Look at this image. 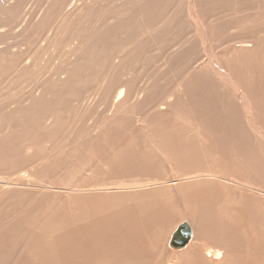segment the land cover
<instances>
[{
    "label": "rangeland",
    "instance_id": "374dc122",
    "mask_svg": "<svg viewBox=\"0 0 264 264\" xmlns=\"http://www.w3.org/2000/svg\"><path fill=\"white\" fill-rule=\"evenodd\" d=\"M114 1L115 0H110L109 2L114 5L117 3ZM211 1L214 2V0ZM253 1L254 0H246V2H250L249 4L256 7L257 0H255L254 3ZM231 3L232 1L226 0H215L214 3L211 2L212 5L209 3L211 5L208 11L210 12L209 18L213 13L214 18L211 20H217L219 24L223 23L224 26L227 24L229 26L231 25V28L234 26L235 28L233 27V29H236L237 23H239V25L244 24L243 21H241L242 23L238 21L233 23V21H235L233 18L236 17V13L232 11L234 1L232 5ZM102 4L103 2L101 0V4L98 3L96 4L97 6H94L95 11L93 12L92 10L94 15L97 14L99 11L98 8ZM41 5L42 3L37 0H23L22 6L14 11L13 17L16 15L15 22L18 24L22 20H31V30H33L36 26L33 21L36 15L41 11ZM179 6L181 8V5ZM251 10H249V12H251ZM93 14L88 15L92 17ZM168 14L170 13H166L165 16H168ZM241 15L248 24L251 22L249 18L250 20L254 19L252 21H256V18H254L256 14L247 13L248 16H246V13H242ZM85 17L88 16L86 15ZM182 18L179 17V19H176L180 22L176 21L174 23L173 21L175 19H173L170 21L162 20L157 23V27H160H158V30L161 31L160 34L164 32L163 35L159 34L157 38L159 42L155 40L152 43H146V46L144 43L145 40L142 41V39H140L139 43L142 41L140 44L146 47L143 48L141 54V49L138 53H133L134 57L140 54L138 56H141L139 59H136V57L134 58L132 55L130 56L134 59L127 56L128 60L123 58L129 46L132 48L134 45L140 48L137 42H133V45L127 47L126 44H121L127 42L126 40L121 42L124 40L122 38L123 40L120 39L121 41H119L118 38L120 36L117 37L118 40L116 39L112 42L115 43L118 41L119 44L115 43V45H111V41L109 43L107 42L109 46L112 47L106 46L107 43L105 45L110 49V52L108 48L104 47V49L99 50L100 55L106 54L104 50H108L107 55L111 53L110 57H113H111L110 60L114 63V65H112L113 67L115 63L121 61L120 59H124L119 62L120 64L124 63V66L122 65V68H124L118 70L119 73L121 72V74H123V77L115 71L121 68L120 64V67L117 66L118 64L116 65L118 67H115L116 69L109 66L111 62L108 61V59L106 60L109 65L102 64L106 62L104 58L109 57L105 55L102 57L105 61L101 60L99 62L100 65L94 61V59L99 56L98 54L91 55V57L93 56L92 59L94 58L93 60L90 58L92 61L89 59L90 56H85L87 58L84 57V59H89V65L94 61L93 64L96 63L102 68H100L101 71H99L100 69L98 68L96 71L97 65L92 66V64L88 66V70L90 69L89 67H92L91 69L95 67V71L90 73L91 69L89 71L87 70L89 74L87 73V77L85 76L86 80L82 78L83 76L80 77V70L78 73L76 70H78V67L79 69L81 68L80 64L83 66V69L85 68L86 70V65H88L86 63L88 60L85 62L86 60L81 59V62H74L73 67H69L70 64L72 65V58L77 57L73 50L72 53L69 52V49L74 48V43L66 40V35L68 33L66 30L70 29L72 26L71 24L73 23L75 28L76 25L78 26V23H71V20L64 24L63 28L61 27L58 29L57 34L61 39L59 41L55 40L58 44L57 46H51L54 40H45L46 36L51 34L52 29L50 31H47V29L44 31L35 29V31L39 32L36 43H39L38 45L40 46L33 47L29 55H32V58L35 56L38 61L35 62L36 65L33 64L34 69L31 67L33 70L30 69V72H32L27 76L19 78L15 72L16 69L18 70V68H21L20 66L23 64L21 62L22 56L14 57L16 58V63L20 61V64L18 63L9 67L8 65L11 64L9 61L14 59L12 57L4 58L6 61L7 59L9 60L6 67L5 62H3V59L0 57V59H2L1 64L4 63V69L3 67H1L2 70L0 69V116L2 115L0 117V154L3 152V155H6V157L0 158V178L4 179L10 176V184H12L10 186L4 184L9 189L11 188L9 192L0 189V264H114L115 260V264H168L167 262L172 260L171 256H173V251L169 247L171 233H173L174 229L182 222L189 223L188 214L190 210L188 206L190 204L187 205L189 202L196 203V206L191 205L196 208V210L198 208L199 211H203L204 216L200 215V220L205 222L204 226L207 230L213 231L216 235L195 236L192 244H189V249H187L188 247L185 249L183 248L184 251L181 249L182 252H180L179 257L173 259L171 261L173 263L170 262V264L264 263V236H260L262 232L264 233V193H247L242 187H239V191H231L224 187L223 189L217 190V192L221 194L216 196V200L213 202L211 200L213 197L210 194V184L204 183V181L201 180L179 184L174 182V180L178 178L177 176L180 175L210 172L230 175L238 179L242 184H253L256 185L255 187L264 190V151L256 142V136L247 128L236 98L235 103H233V101L230 100L232 97L234 98L233 95H228V97L226 95L221 97V99L219 98V94L214 99H217V102L220 101L218 103L214 101L217 105L216 107L213 100H204L207 101L204 102L201 99V96L207 97L203 92L194 93L192 91L190 94L188 93L187 86L189 83L187 81L188 79L189 82L191 81V77L189 78V76L192 72L194 73V71H192L190 65H185V63L188 62V58H195L194 54L196 52L194 49H189L191 47L190 44L188 45L187 43L193 42V39L196 38L194 35L196 33L191 31V29L194 30L193 27H187L185 23L187 19H184L183 16ZM262 19H264L263 16L259 15L258 24L255 23L257 25L255 29L254 26L251 24L249 25L252 29H257L255 33L259 34L264 32V20ZM180 25L186 28L182 27L181 29ZM54 26L52 25L53 28ZM177 27H179V29ZM176 28L178 30H176ZM233 29L232 31H234ZM172 30L175 31L172 32ZM248 30L249 29H247V32L249 33ZM188 31H191V34L188 33ZM234 33H236V31H234ZM192 34L195 37H192ZM259 36L261 37L260 39L264 41V33L259 34ZM189 37L193 39H188ZM237 38L240 39L241 36ZM187 39L189 42H187ZM14 41L16 42L17 40L13 38V40H8L6 43H14ZM215 42H217L216 39ZM129 43L132 44L131 41ZM4 45L5 44H0V47ZM121 45H123V49ZM150 45H153V48H155L152 50ZM226 45L227 44L222 43L220 50L221 48H225ZM24 48L23 46L22 49ZM147 48L151 49L148 51ZM144 49H147V52H144ZM102 50L104 53L101 52ZM181 52L182 54L180 55ZM67 53H70L71 57H74H68L70 54L68 55ZM143 53H146V56L142 55ZM190 53H193L192 56L189 55ZM185 54H188V56ZM44 55H48L47 58ZM263 55L264 53L262 55L259 54V60L256 61L255 59V61H253L251 59L252 61L249 62L253 63L254 68H258L257 70L262 71V80L260 79V81L263 83H260L258 87L260 88L258 92L261 91L262 93H258V96H255V100L253 98L251 115L254 117L255 121L258 119L256 122L264 127ZM66 56L68 58H66ZM52 59H55V61ZM100 59H97V61ZM129 59L135 62L129 61ZM197 59L198 58H196L194 62ZM114 60L119 61L115 62ZM175 60L178 61L176 65L172 63V61ZM183 60H186V62L184 63ZM37 62L40 63L38 64ZM132 62H134V65ZM194 62L192 63V67L194 66ZM61 63H63V65ZM127 64H129L131 69L126 67ZM102 65H107L113 70L111 75L110 68L107 66V68H105ZM35 66L38 69L35 68ZM195 66H197V64ZM67 67L69 69H76L75 71L71 70L69 72H76V74H78L77 76L80 77L79 79H83V82H77L76 79L78 77L76 74L75 76L77 78L72 75V78H69V80H66L67 73H64L65 75H60V69H64L62 72H66L65 69H68ZM132 69L135 72L131 71ZM197 70L198 69L195 70V73ZM1 71H3L2 74ZM8 71H12L9 76L7 74ZM56 71L58 72V82L54 83L53 80H57V75H55ZM82 71L80 74L84 75L86 72H84V70ZM247 72L249 75H254V72H251V70H245V73ZM13 73L16 74L11 77ZM113 74L116 76L119 74L118 77L122 80H127V83L133 82L126 87L127 90L130 86V92L129 90L125 91L126 85L122 83L124 87L123 90L125 93H128H126V96H122L124 99L121 98L122 100L120 102L116 101V97L120 90L119 86L121 85V81L119 80L117 82L120 78L115 80L116 76H114V79L112 76ZM52 75L54 76L52 77ZM73 78H75L74 83H72ZM110 80L116 85V88L111 89L115 86L109 83ZM68 81L70 82V85L67 83L69 87L74 84V88L72 86L68 88L67 86L66 88L68 89H66L65 86L67 84L65 86L62 84V87L60 86L61 89H59L61 82L64 83ZM152 81L157 82L155 86L152 85L154 84ZM102 84L107 86L103 87ZM109 85H112L111 88H107ZM147 85H150V87L152 85L151 89L149 86L147 87ZM147 89L149 91H147ZM210 102H212V104H210ZM168 106H170L169 111L167 110ZM218 107H220L219 110L216 109ZM163 111H167V114L162 115L165 117L161 118L158 112ZM226 111L227 113H225ZM199 112L203 113V115ZM156 113L158 116H156ZM199 116H201V119ZM4 122L6 123L5 125H7L6 127L2 125ZM158 123H160L159 125L162 127L158 126ZM12 124L14 126H12ZM214 125L227 126V129L224 131L225 138L227 141H233L232 145L218 146V144L212 143V140L216 138V136L212 134ZM5 128L6 130L4 131ZM170 130H172L173 133H169L171 132ZM16 133L18 134L15 135ZM4 134L6 136L9 135L8 139L7 137H5L6 139L2 138ZM212 137L213 139H211ZM169 138H171V140ZM193 140L196 142L195 144ZM190 143H193V146ZM228 147L231 148V150H228ZM144 148H148L149 150H145ZM202 150L204 151L202 152ZM205 152H210L209 157L207 155L208 153L205 154ZM202 155L207 156L202 157ZM158 156H160V161L156 159L159 158ZM195 158H199V160ZM211 158L213 160H211ZM202 160H204V162H202ZM228 160L230 163L227 162ZM99 162L101 163L99 164ZM211 162L214 163L212 164ZM202 164L203 166H201ZM244 165H246V168H244ZM21 174L25 176L23 180L19 178ZM27 174L30 175V178ZM117 175L118 178L116 177ZM27 177L28 179H26ZM119 179L125 180L126 183L133 182V180L144 182L145 179L157 180L160 183L158 182V187L152 189H128V191L125 192L97 193L94 194L93 197L92 194L83 195L84 193H78L80 189L82 191L92 186L99 187L100 184L107 185ZM25 180H29L28 183ZM35 180L37 181L35 182ZM22 181L24 183H22ZM164 182L165 184H163ZM42 186H46L45 188H47L48 191L41 190L40 187ZM34 187H36L35 190ZM69 187L75 189L74 192ZM103 187L100 186V188ZM222 190L223 192H221ZM17 193L19 194L17 195ZM6 194L8 195V199ZM9 194H11L12 199ZM1 195H5L6 197H2ZM7 201H12V203L9 202L12 207H10ZM23 202L25 203L22 204ZM45 202H47L48 205ZM50 202H52L51 206ZM82 205L84 207L86 206L85 208L88 207V209H83ZM217 205L222 215H212L213 210H215L214 207L216 208ZM2 206H5V208L1 209ZM47 206L49 209L45 208ZM6 208L11 211V214L8 212L6 213ZM19 208H21V210H19ZM22 208H25L24 212H22ZM19 211L21 212L18 217L21 216V221L15 218V221L10 220L9 222V219H12V216L14 217L16 212ZM46 211L49 212L45 215ZM14 212L15 214H13ZM66 212H68L67 215ZM244 212H247V215H245L246 213ZM39 214H41L42 217L41 215L39 216ZM68 215L70 216L68 217ZM16 225L19 226L21 230L18 229ZM12 226H16L18 230H13L11 236H9V228ZM32 226H34V228ZM27 228L32 229V231ZM133 230H135V233H132ZM32 233H38V235L33 234L34 236H32ZM131 236L132 239L130 238ZM35 237H37V239H35ZM123 238H126L125 243ZM204 246H209L208 249L211 251H207L213 254L205 253ZM25 247L28 248L30 252V255L26 258H24ZM115 252L118 253V256L113 258V253ZM92 261L93 263H91Z\"/></svg>",
    "mask_w": 264,
    "mask_h": 264
},
{
    "label": "bare ground",
    "instance_id": "6f19581e",
    "mask_svg": "<svg viewBox=\"0 0 264 264\" xmlns=\"http://www.w3.org/2000/svg\"><path fill=\"white\" fill-rule=\"evenodd\" d=\"M22 1L23 0H0V44H5L4 46L0 47V57L3 59V62H5V65L7 67L8 63L10 62L11 64L8 65L9 66H14L18 63H16V58H14L15 56H22L21 58V62L23 63L20 67L21 68H18V70L16 69V73H13L11 74V77H13L14 74H16L17 76H19V78H21L22 76H27L30 72V69L33 70L34 67H33V64L36 65V61H38L35 56L34 58H32L29 53L32 52V48L34 47H37V46H40L38 45L36 42H37V35L39 34L38 31H35L36 30H46L47 31L51 30L52 29V32L50 35L46 36V41L50 40V41H53V45H58L56 43V41H59L61 38L59 37V35L57 34V31L59 28H63L64 27V24H66L67 22H69L71 20V23L72 22H76L74 24H77L78 23V26L76 25V28H75V25H73V23L70 25V29L66 30L68 33L66 35V40L67 41H71L72 43H74V48L72 49H69L72 53V50L73 52L76 54V58H72L74 56L71 57V54L70 53H67L68 55L70 54V56H67L68 57H71L72 58V65L70 64L69 67H73V63H79L83 60H86L85 62H88L86 64V70L85 68L83 69V66H81L80 64V69L78 67V70L77 67H76V72L78 73L79 70V75L80 77L85 78V76L87 77V73L89 74V70L92 68V67H89L90 69L88 70V66H91L93 64L94 61H96L97 64H99V62L102 60V61H105L106 59H108V61L111 60V57H110V54L109 53L107 55V51L109 50L110 52V49L106 46H109V42L111 41V43L113 41H115L117 39V37H119V41L121 42H124L125 40L127 42L125 43H121V44H126L127 47L129 45H133V42H137L140 46L139 47H136V46H129L128 50H127V55L125 54V56L123 58H126L127 57H134L133 53H138V51L140 50V54L142 53L143 51V48L147 46L146 43H152L154 42L155 40H157L159 34L161 31L158 30V27H157V23L158 22H161L162 20L164 21H170V20H173L175 19L173 22L175 23L177 20V18L179 19L182 18V16L184 17V19L186 18L187 22L185 21V23L187 24V27H193L194 30L191 29L192 32H195L196 34H194L196 36V38H188V39H193V42H189V40L187 42L188 45L190 44V47L189 49H194L195 50V58H188V62H186V60L184 61L185 65H190V68L192 69V71H194V73L192 72V74L189 76V78L191 79V81L189 82V79H188V83L189 85L187 86V90H188V93L190 94V92H196V93H201L203 92V94L207 95V97L205 98V96H201L202 100H213V103L214 101L217 102L215 99V97H217L219 94L222 95L220 96L219 95V98L221 97H224L227 95H233L234 98L232 97L230 100L233 101V103H235V98H236V101H237V104L240 108V112H241V115H243L244 117V122L245 124L247 125V128H249V130L256 136L257 138V143L260 145V147L263 149L264 151V127L259 124L258 122H256L254 120V117L251 115V104L253 102V98L255 100V96H258V88L260 83H263L262 81H260L261 79V72L260 70H257L256 68H254L253 66V63L252 62H249V61H256L259 60V57L258 55H262L264 53V41L261 40L259 34H263V33H255V31L257 30H254L255 29V26H257L255 23L258 24V16L261 15L263 16L264 18V2L263 0H257L256 1V7L252 6V4H249L250 2H246V0H226V1H234V4L232 6V11L233 13H236V17H234L233 19H235L234 22H240L242 23L241 21L244 22V24H241L239 25V23L236 24V29H233V27L231 28L228 24L225 25L227 27H225L222 24H219L217 20H211L214 18V15L213 13L211 14L210 18H209V13L208 12L210 10V6L212 5V3L214 2L211 1V0H115L114 2H117L115 3L114 5H112V3H110L108 0H102L103 4L100 5V7L98 8L99 11L97 12V14H93V12L95 11V8L94 6L96 4H101V0H37V1H40L42 3L41 5V11L39 12L38 15H36L35 17V20L33 21V23L36 25L35 28L33 30H31V27H32V24H31V20H22L20 23H16V15L13 17V14H14V11H16L18 8H20L22 6ZM26 1V0H25ZM89 1V2H88ZM255 2V0L253 1V3ZM38 3V2H37ZM211 5H210V4ZM231 3V5H232ZM209 4V5H208ZM218 4V3H217ZM224 4V3H222ZM181 5V8L180 6ZM251 5V6H250ZM97 6V5H96ZM250 6V7H249ZM249 7V8H248ZM32 9V8H31ZM214 9V7H213ZM252 9V10H251ZM93 10V12H92ZM248 10V11H246ZM249 10H251V12H249ZM208 12V13H206ZM166 13H170L168 14V16H165ZM244 14L246 13V16L247 13H252V14H256V16L254 18H256L255 20L256 21H252L250 20L249 18V21H251L249 24L246 22V20L243 19L242 15L241 14ZM37 14V13H36ZM88 14H93L92 17H90ZM88 16V17H85V16ZM250 16V15H249ZM85 17V18H84ZM77 18V19H75ZM183 19V18H182ZM261 19V18H260ZM264 20V19H262ZM179 21V20H178ZM177 21V22H178ZM182 21V20H181ZM231 21V22H232ZM11 22V23H10ZM180 22V21H179ZM229 22V23H231ZM182 23V22H181ZM69 24V23H68ZM184 24V23H183ZM252 25L254 26V29H252L249 25ZM52 25L54 26V28L52 27ZM63 25V26H62ZM170 25V24H169ZM69 26V25H68ZM178 26V24H177ZM185 26V24H184ZM182 26V27H184ZM263 26H264V22H263ZM74 27V28H72ZM181 25H180V28L182 29ZM68 28V27H67ZM160 28V27H159ZM179 29V27H177ZM176 28V30H178ZM186 28V27H184ZM235 28V27H234ZM262 28V27H261ZM66 29V28H65ZM232 29L234 31H236V33H234V31H232ZM247 29H249V33L247 32ZM259 29V28H258ZM186 30V29H185ZM188 30V29H187ZM65 31V32H66ZM166 31V30H165ZM175 31V30H172V32ZM191 31H188V33H190ZM263 31V30H262ZM177 32V31H176ZM248 34H247V33ZM246 33V34H245ZM164 32L160 35H163ZM191 34V33H190ZM192 34V37H195L193 36ZM245 34V35H244ZM258 34V35H257ZM243 35V36H242ZM238 36H241L240 39H238L237 37ZM140 37V38H139ZM186 37V36H185ZM13 38H15L17 41L14 43L11 42V43H6L8 40H13ZM123 38V39H122ZM139 38V39H138ZM248 38V39H247ZM40 39V38H39ZM52 39V40H51ZM117 39V40H118ZM121 39V40H120ZM142 39L145 40L144 43L146 44V46H143V44H140L142 43V41H140L139 43V40ZM215 39L217 40V42H215ZM56 40V41H55ZM137 40V41H136ZM132 42L129 43V42ZM147 41V42H146ZM108 42V43H107ZM159 42V41H158ZM36 43V44H35ZM46 43V42H45ZM68 43V42H67ZM107 43V45H106ZM115 43H118L119 42H115ZM115 43H112L111 45H115ZM222 43H225L227 44L225 48H221L220 50V46L222 45ZM35 44V45H34ZM116 44V45H118ZM160 44V43H159ZM186 44V45H187ZM106 45V46H105ZM125 45V47H126ZM137 45V44H136ZM25 47L24 49H22V47ZM42 46V45H41ZM55 46V48H56ZM119 46V45H118ZM122 46V49H123V45ZM152 47V50L155 48H153V45H150ZM48 47V46H47ZM50 47V46H49ZM70 47H71V44H70ZM104 47L108 48V50H104L106 54H101L100 55V52L99 50L101 49H104ZM111 47V46H109ZM126 47V48H127ZM223 47V46H222ZM58 48V47H57ZM112 48V47H111ZM159 48V47H158ZM52 49V48H51ZM118 49V48H117ZM148 49V48H147ZM147 49L145 50L144 49V52L146 51L147 52ZM151 49V48H149ZM148 49V51H149ZM37 50V48H36ZM57 50V49H56ZM60 50V49H59ZM119 50V49H118ZM156 50V49H155ZM42 51V50H41ZM104 51L102 50L101 52L104 53ZM57 52V51H56ZM117 52V51H116ZM129 52V53H128ZM41 53V52H40ZM53 53V52H52ZM50 53V54H52ZM186 53V51H185ZM74 54V55H75ZM89 54V55H88ZM94 54H98L96 56V59H94L93 62H91L93 59L91 57V55H94ZM117 54V53H116ZM140 54H135L136 56V59L140 58L138 57ZM182 54V52L180 53V55ZM193 53H190L189 55L192 56ZM54 55V54H53ZM51 55V56H53ZM103 55L105 56H109L108 58H104L105 60H103ZM129 55V56H128ZM132 55V56H130ZM142 55H145L146 56V53L142 54ZM179 55V56H180ZM184 55V53H183ZM188 56V54H185ZM24 56V57H23ZM46 56V55H44ZM48 56V55H47ZM46 56V58H47ZM50 56V57H51ZM65 56V55H64ZM66 56V58H68ZM85 56H90L89 59L91 60L90 62L92 64L89 65V59H84ZM127 56V57H126ZM158 56V55H157ZM190 56V57H191ZM264 56V55H263ZM12 57L14 60H4V58H10ZM85 57V58H87ZM116 57V56H115ZM118 57V56H117ZM134 57V58H135ZM149 57V56H148ZM159 57V56H158ZM11 58V59H12ZM18 58V57H17ZM65 58V57H64ZM110 58V59H109ZM113 58V57H112ZM122 58V57H121ZM134 58H131V59H134ZM181 58V57H180ZM198 58L195 62L194 60ZM254 58V59H253ZM263 58V57H261ZM2 59H0V69L1 67H3V64H1L2 62ZM34 59V60H32ZM42 59V58H41ZM56 59V58H55ZM55 59H52L55 61ZM60 59V58H59ZM74 59V60H73ZM97 59H100L99 61H97ZM120 59V58H119ZM125 59V60H126ZM144 59V58H143ZM252 59V60H251ZM264 59V58H263ZM61 60V59H60ZM65 60V59H64ZM69 60V59H68ZM121 61H123L124 59H120ZM128 60V59H127ZM156 60V59H155ZM192 60V62H191ZM245 61V62H242V61ZM9 61V62H8ZM70 61V60H69ZM115 61V60H114ZM119 60L115 61V62H118ZM119 61V62H121ZM129 61H134V60H130ZM127 61L128 63H131ZM53 62V61H52ZM60 62V61H59ZM71 62V61H70ZM111 62V61H110ZM109 62V63H110ZM115 63V66L113 67L112 65H114L113 61L110 63V65L107 63V60L106 62L102 63V64H108L110 67L112 66L113 68L119 66L120 63ZM135 62V61H134ZM134 62H132V64L134 65ZM194 62V66L197 64V66H194L192 67V63ZM15 63V64H14ZM38 64L40 62H37ZM42 63V61H41ZM44 63V62H43ZM48 63V62H47ZM55 63V62H54ZM84 63V62H83ZM93 64L92 66H95L97 64ZM113 63V64H112ZM126 63V62H125ZM142 63V62H141ZM168 63V62H167ZM173 64H178V61L175 60V61H172ZM181 63V62H180ZM263 63H264V60H263ZM20 64V63H19ZM63 65V63H61ZM65 64V63H64ZM118 64V65H117ZM124 63L120 64L121 65V68L115 70L116 72H118V70L120 69H123L122 68V65ZM130 64V65H132ZM46 65H49V64H46ZM61 65V66H62ZM100 65V64H99ZM97 65L96 67V71L98 69H100L101 67ZM117 65V66H116ZM172 65V64H171ZM181 65V64H180ZM65 66V65H64ZM78 66V65H77ZM104 66L105 68L109 67V66H105V65H102ZM124 66V65H123ZM138 66V65H137ZM144 66V65H143ZM173 66V65H172ZM33 67V69L31 68ZM47 67V66H46ZM52 67V66H51ZM109 67V68H110ZM120 67V66H119ZM127 68L129 67V64H127L126 66ZM154 67V66H153ZM152 67V68H153ZM35 68H37L35 66ZM49 68V67H48ZM68 68V67H67ZM95 67H93V69L90 70V73L95 71L94 70ZM98 68V69H97ZM112 68V69H113ZM118 68V67H117ZM125 68V69H127ZM130 68V67H129ZM182 68V67H181ZM4 69V67H3ZM10 69V68H9ZM38 69V68H37ZM57 69V67H56ZM84 70V72H86L84 75L80 74L82 73ZM102 69V68H101ZM101 69L99 71H101ZM116 69V68H115ZM131 69V68H130ZM139 69V68H138ZM156 69V68H155ZM197 70V72L195 73V70ZM2 70V69H1ZM11 70V69H10ZM9 70V71H10ZM15 70V69H14ZM58 70H59V67H58ZM57 70V71H58ZM61 72H60V75H65L64 73H67L66 74V80H69V78H72V75L75 76L76 72H69L71 70H74L73 68L71 69H65L66 72H62V70L64 69H60ZM74 70V71H75ZM88 70V71H87ZM137 70V69H136ZM245 70H251V72H254V75H249V73H245ZM4 71V70H3ZM3 71H1V74L3 73ZM8 71V76L9 74L12 72H9ZM55 72V75H57V80H53L54 83L58 82V72ZM82 71V72H81ZM109 71V70H108ZM113 70H111L110 68V75L112 73ZM133 71V69L131 70ZM151 71V69H150ZM169 71V70H168ZM186 71V70H185ZM115 72V74H116ZM135 72V71H133ZM176 72V71H175ZM62 73V74H61ZM100 73V72H99ZM119 73V72H118ZM6 74V73H5ZM115 74H113V78L114 76H116ZM121 75V77H123V74H121V72L119 73ZM118 74V75H119ZM34 75V74H33ZM78 74H76L77 76ZM118 75L116 76V79L117 80L118 78ZM151 75V74H150ZM150 75H149V79H150ZM153 75V74H152ZM6 76V75H5ZM40 76V75H39ZM54 75H52L53 77ZM75 76V77H76ZM181 76V75H180ZM30 77V76H29ZM78 77V76H77ZM76 77V78H77ZM80 77H78L76 80L77 82L81 83L83 82V79H79ZM125 77V76H124ZM179 77V76H178ZM185 77V76H184ZM1 78V77H0ZM10 78V77H9ZM16 78V77H14ZM25 78V77H24ZM155 78V77H154ZM174 78V77H173ZM5 79V78H4ZM23 79V78H22ZM75 78H73L72 80V83H74ZM94 79V78H93ZM178 79V78H177ZM185 79V78H184ZM13 80V79H12ZM88 80V79H87ZM90 80V78H89ZM121 81V85L119 86V92H118V96L116 97V101L120 102L122 99V96H126V92L127 90H129V88L126 90V87L128 85H130L131 83L133 82H126L127 80H122L121 78L117 80L118 81ZM262 80V79H261ZM3 81V80H2ZM109 81V80H107ZM106 81V82H107ZM123 81V82H122ZM154 81V80H153ZM152 81V82H153ZM176 81V80H175ZM76 82V83H77ZM85 82V81H84ZM105 82V84H106ZM126 82V83H125ZM69 84L70 82H64V83H60L59 85V89L60 86L62 84H64L63 86H65L66 84ZM104 83V82H103ZM112 85H114L115 87H112L109 85L107 88H116V85L112 83V81L110 80V82ZM125 84V91L123 90V84ZM155 86V83L157 82H153ZM66 85L65 88L68 86V88H71V86L73 87V85H71L69 87V85ZM151 84V83H150ZM99 85V84H98ZM103 85V84H102ZM151 85V87H152ZM161 85V84H160ZM83 86V85H82ZM105 85H103L104 87ZM107 86V85H106ZM105 86V87H106ZM150 87V85H147V87ZM153 86V87H154ZM179 86V85H178ZM62 87V86H61ZM150 87V89H151ZM64 88V87H63ZM62 88V89H63ZM66 88V89H68ZM74 88V87H73ZM76 88V87H75ZM118 88V87H117ZM88 89V88H87ZM131 89V88H130ZM51 90V89H50ZM77 90V89H76ZM115 90V89H114ZM108 91V90H107ZM112 91V90H111ZM110 91V92H111ZM146 91V90H145ZM147 91H149L147 89ZM152 91V90H151ZM155 91V90H154ZM57 92V91H56ZM109 92V93H110ZM114 92V91H113ZM112 92V93H113ZM117 92V91H116ZM130 92V90H129ZM67 93V92H66ZM125 93V94H124ZM262 93V92H261ZM260 93V94H261ZM71 94V93H69ZM77 94V92H76ZM184 95V94H183ZM199 95V94H198ZM201 95V94H200ZM264 95V94H263ZM74 97V96H73ZM184 97V96H183ZM188 97V96H187ZM200 97V96H199ZM122 98V99H121ZM126 99V98H125ZM222 99V98H221ZM220 99V100H221ZM259 99V98H258ZM257 99V100H258ZM185 100V98H184ZM219 100V99H218ZM183 101V100H182ZM191 101V100H190ZM204 102H207V101H204ZM220 102V101H218ZM217 102V103H218ZM230 103V102H229ZM38 104V103H37ZM114 104V103H113ZM210 104H212V102H210ZM227 104V103H225ZM39 105V104H38ZM214 105L217 107L216 103H214ZM46 106V105H45ZM220 106V104H219ZM256 107V106H255ZM37 108V107H36ZM169 108L170 106H168L167 110L169 111ZM220 107L216 108L219 110ZM224 108V107H223ZM40 109V108H38ZM199 109V108H198ZM215 109V108H214ZM202 110V109H201ZM208 110V109H207ZM213 110V109H212ZM217 110V111H218ZM53 111V109H52ZM153 111V110H152ZM197 111V110H195ZM223 111V110H222ZM225 111V109H224ZM223 111V112H224ZM228 111V110H227ZM227 111L225 113H227ZM50 112V111H49ZM156 112V111H155ZM210 112V110H209ZM192 113V112H191ZM201 113V112H199ZM263 113V112H262ZM147 114V113H146ZM158 114H160V117H165V116H162V115H166L167 114V111H163V112H158ZM4 115V114H3ZM28 115V114H27ZM142 115V114H141ZM201 115H203V113H201ZM212 115V114H211ZM225 115V114H224ZM2 116V115H1ZM0 116V117H1ZM117 116V115H116ZM156 116L157 113H156ZM194 116V115H193ZM215 116V115H214ZM255 116V115H254ZM15 117V116H14ZM195 117H198V116H195ZM210 117V116H209ZM219 117V116H218ZM222 117V116H221ZM11 118V117H10ZM13 118V117H12ZM32 118V117H31ZM199 118L201 119V116H199ZM207 118V117H206ZM232 118V117H231ZM121 119V118H120ZM212 119V118H210ZM215 119V118H214ZM157 120H161V119H157ZM216 120H219V119H216ZM222 120V119H221ZM204 121V120H203ZM7 122V121H6ZM22 122V121H21ZM25 122H28V121H25ZM110 122V121H109ZM131 122V121H130ZM206 122V121H205ZM211 122V121H210ZM213 122V121H212ZM229 122V121H228ZM227 122V123H228ZM8 123V122H7ZM6 123L4 122L2 125L3 126H7L5 125ZM33 124V123H32ZM110 124V123H109ZM112 124V123H111ZM133 124V123H132ZM160 123H158V126H161L159 125ZM173 124V122H172ZM216 124V123H215ZM21 125V124H20ZM23 125V124H22ZM153 125V124H152ZM226 125V124H224ZM2 126V127H3ZM12 126H14L12 124ZM16 126V125H15ZM25 126V125H24ZM30 126V125H29ZM34 126V125H33ZM111 126V125H110ZM213 126V125H212ZM1 127V126H0ZM36 127V126H35ZM162 127V126H161ZM160 127V128H161ZM181 127V126H180ZM13 128V127H12ZM164 128V127H163ZM168 128V127H166ZM14 129V128H13ZM30 129V128H29ZM34 129V128H33ZM42 129V128H41ZM44 129V128H43ZM110 129V128H109ZM227 129V126L224 127L223 125H214V128H213V131H212V134H214L216 136V138L214 140H212V143H216L218 144V146H223V145H232L233 144V141L230 142V141H227L226 138H225V130ZM6 130V128L4 129V131ZM11 130V129H10ZM17 130V129H15ZM45 130V129H44ZM111 130V129H110ZM151 130V129H150ZM3 131V132H4ZM91 131V130H90ZM140 131V130H139ZM158 131V130H157ZM166 131V130H165ZM168 131V130H167ZM171 132L169 133H173L172 130H170ZM2 132V133H3ZM27 132V131H26ZM132 132V131H131ZM181 132V131H180ZM7 133V132H6ZM32 133V132H31ZM129 133V132H128ZM133 133V132H132ZM131 133V134H132ZM140 133V132H139ZM9 134V132H8ZM18 133H16L15 135H17ZM87 134V133H86ZM164 134V133H162ZM180 134V133H179ZM5 135V134H4ZM2 135L3 139H6L5 137H9V135ZM93 135V134H92ZM129 135V134H128ZM191 135V134H190ZM12 136V135H11ZM134 136V135H133ZM158 136V135H157ZM178 136V134H177ZM192 136V135H191ZM27 137V135H26ZM95 137V136H94ZM159 137V136H158ZM158 137H155V138H158ZM187 137V136H185ZM208 137V136H206ZM78 138V137H77ZM91 138V137H90ZM152 138V137H151ZM161 138V137H160ZM172 138V137H171ZM171 138H169L171 140ZM192 138V137H191ZM194 138V137H193ZM1 139V138H0ZM131 139V137H130ZM145 139H146V136H145ZM178 139V138H177ZM176 139V140H177ZM180 139V138H179ZM213 139V137L211 138ZM167 140H168V137H167ZM192 140V139H191ZM190 140V142H191ZM1 141V140H0ZM82 141V140H81ZM130 141V140H129ZM145 141V140H144ZM143 141V143H144ZM161 141V140H159ZM158 141V142H159ZM153 142H154V139H153ZM170 142V141H169ZM178 142V141H177ZM180 142V141H179ZM189 142V141H188ZM194 142V140H193ZM208 142V141H207ZM3 143V142H2ZM5 143V142H4ZM8 143V141H7ZM116 143V142H115ZM119 143V142H118ZM171 143V142H170ZM169 143V144H170ZM196 142H194L195 144ZM6 144V143H5ZM9 144V143H8ZM122 144V142H121ZM142 144V143H141ZM146 144V143H145ZM143 144V145H145ZM154 144V143H153ZM189 144V143H188ZM192 146H193V143H190ZM147 145V144H146ZM164 145V144H163ZM185 145V144H184ZM4 146V145H3ZM115 146V145H114ZM141 146V145H140ZM149 146V145H147ZM184 147V146H183ZM189 147V146H188ZM196 147V145H195ZM199 147V146H198ZM1 148V147H0ZM9 148V147H8ZM6 148V149H8ZM11 148V147H10ZM17 148V147H16ZM117 148V147H116ZM115 148V149H116ZM150 148V147H149ZM155 148V147H154ZM205 148V147H204ZM202 148V149H204ZM208 148V147H207ZM145 149V148H144ZM148 148H146L145 150H147ZM191 149V148H190ZM209 149V148H208ZM214 149V148H213ZM5 150V149H4ZM143 150V149H142ZM149 150V149H148ZM152 150V149H151ZM154 150V149H153ZM193 150V149H192ZM207 150V149H206ZM228 150H231V148L228 147ZM226 150V151H228ZM106 151V150H105ZM116 151V150H115ZM127 151V150H126ZM159 151V150H158ZM191 151V150H190ZM194 151V150H193ZM204 150H202L203 152ZM146 152H149V151H146ZM152 152V151H151ZM154 152V151H153ZM156 152V151H155ZM180 152V150H179ZM183 152V151H181ZM196 152V151H195ZM201 152V153H202ZM211 152V151H210ZM209 152V153H210ZM126 153V152H125ZM190 153V152H189ZM208 152H205V154H207ZM209 153L207 154L208 157H209ZM239 153V152H238ZM112 154V153H111ZM177 154V153H176ZM175 154V155H176ZM180 154V153H179ZM212 154V153H211ZM217 154V153H216ZM233 154V153H232ZM181 155V154H180ZM185 155H186V152H185ZM196 155V154H195ZM207 155H204V156H207ZM234 155V154H233ZM242 155V154H241ZM15 156V155H14ZM109 156V155H108ZM155 156V155H154ZM188 156V154H187ZM202 155V157H204ZM217 156V155H216ZM243 156V155H242ZM1 157H6V155H3V152L2 154H0V158ZM129 157V156H128ZM127 157V158H128ZM144 157V156H143ZM159 158H156L158 161H160V156H158ZM181 157V156H180ZM141 158V157H140ZM139 158V159H140ZM176 158V157H175ZM105 159V158H104ZM178 159V158H177ZM196 160H199V158H195ZM1 160V159H0ZM111 160V159H109ZM108 160V162H109ZM122 160V159H121ZM138 160V159H137ZM206 160V159H205ZM211 160H213L211 158ZM237 160V159H236ZM107 161V160H106ZM135 161V160H134ZM140 161V160H139ZM169 161V160H168ZM223 161V160H222ZM113 162V161H112ZM126 162V161H125ZM176 162V161H175ZM191 162V161H190ZM202 162H204V160H202ZM215 162V161H214ZM214 162H211L212 164ZM228 163L229 160L227 161ZM101 162H99L100 164ZM198 163V162H197ZM216 163V162H215ZM220 163V162H219ZM224 163V161H223ZM72 164V163H71ZM102 165V164H101ZM117 165V164H116ZM132 165V164H131ZM173 165V164H172ZM190 165V164H189ZM192 165V164H191ZM195 165V164H194ZM205 165V164H204ZM231 165V164H229ZM243 165V164H242ZM2 166V165H1ZM203 166V164L201 165ZM207 166V165H206ZM204 166V167H206ZM216 166V165H215ZM112 167V166H111ZM189 167V166H188ZM208 167V166H207ZM98 168V167H97ZM141 168V167H140ZM244 168H246V165H244ZM109 169V167H108ZM111 169V168H110ZM173 169V168H172ZM189 169V168H188ZM97 170V169H96ZM115 170V169H114ZM169 170V169H168ZM205 170V169H204ZM224 170V169H223ZM92 171V170H91ZM116 171V170H115ZM192 171V170H191ZM113 173V172H112ZM171 173V172H170ZM6 174V173H5ZM25 174V173H24ZM24 174H21L19 176L20 180H23L25 176H23ZM179 174V173H178ZM28 175V174H27ZM29 178H30V175H28ZM10 176H8L7 178H0V189L4 190L5 192H9L10 189L8 187H6L5 185H12L10 184L11 182V179L9 178ZM14 177V176H13ZM11 177V178H13ZM118 178V175L116 176ZM178 178H176L174 180L175 183H183V182H195V181H204V183H207V184H210L211 187H210V190H211V195H212V201L215 202L216 200V196H219L221 193H218L217 190L218 189H223L224 187H226L228 190H231V191H235V190H238L239 191V187H242L244 188V191L247 192V193H251V192H255V193H264V190L262 189H259L257 187H255L256 185H253V184H249V183H243L240 182L238 179L230 176V175H224V174H218V173H210V172H197V173H192L190 175H187V174H184V175H180V176H177ZM76 178V177H75ZM18 179V178H17ZM28 179V177L26 178ZM77 179V178H76ZM100 179V178H99ZM168 179V178H166ZM14 180V179H13ZM111 180V179H110ZM8 181V182H7ZM16 181V180H15ZM19 181V179H18ZM27 183L29 180H25ZM37 180H35L36 182ZM112 181V180H111ZM128 181V180H127ZM139 181V180H138ZM6 182V183H5ZM17 182V181H16ZM15 182V183H16ZM34 182V183H35ZM100 182V181H99ZM158 182L159 181H155V180H150V179H145L144 182H137V181H134L133 182H130V183H126L125 180L123 179H119V180H114L113 182H110L109 184L107 185H99L98 186H92V187H89V188H86V189H83L81 191L78 192V193H84L83 195L85 194H92V197L94 196V194H97V193H106V192H125V191H128L129 190H140V189H152V188H155V187H158ZM174 182H171V183H174ZM22 183H24L22 181ZM21 183V184H22ZM107 183V182H106ZM160 183V182H159ZM168 183V182H167ZM166 183V185H167ZM5 184V185H4ZM94 184V183H93ZM103 184V183H102ZM165 184V182L163 183ZM162 184V185H163ZM170 184V183H168ZM27 185V184H26ZM29 185V184H28ZM31 185V183H30ZM42 185V184H41ZM160 185V184H159ZM4 186V187H3ZM17 186V184H16ZM39 186V185H38ZM100 186H105L103 188H100ZM13 187V186H12ZM20 187V186H19ZM27 187V186H26ZM37 187V185H36ZM34 187V190L35 188ZM46 187V186H45ZM44 186L40 187L41 190H44V191H48L47 188H45ZM79 187V186H77ZM15 188V186H14ZM24 188V186H23ZM30 188V187H28ZM70 188V187H69ZM17 189V188H16ZM26 189V188H25ZM24 189V190H25ZM68 189V188H67ZM73 192L75 189H72V187L70 188ZM169 189V188H168ZM30 190V189H28ZM33 190V191H34ZM225 190V189H224ZM1 191V190H0ZM14 191V190H13ZM23 191V190H22ZM20 191V192H22ZM39 191V190H38ZM65 191V190H64ZM18 192V191H17ZM43 192V191H42ZM76 192V191H75ZM223 192V190L221 191ZM1 193V192H0ZM13 193V192H12ZM69 193V192H68ZM14 194V193H13ZM19 193H17L18 195ZM45 194V193H43ZM209 194V195H210ZM7 195V194H6ZM10 195V198H11V194ZM29 195V194H28ZM38 195V194H37ZM36 195V196H37ZM40 195V194H39ZM210 195V196H211ZM2 197L5 196V195H1ZM35 196V197H36ZM56 196V195H55ZM6 197V196H5ZM19 197V196H17ZM32 198V197H31ZM69 198V197H68ZM95 198V197H94ZM7 199H8V195H7ZM12 199V198H11ZM18 199V198H17ZM101 199V198H100ZM10 200V199H9ZM49 200V199H48ZM2 201V200H1ZM14 201V200H13ZM32 201V200H31ZM51 201V200H50ZM6 202V201H4ZM8 203L12 201H7ZM242 202V201H241ZM11 203L10 204V207L11 206ZM25 202H23L22 204H24ZM47 203V202H45ZM6 204V203H5ZM17 204V203H16ZM31 204V203H29ZM52 202H50V206H51ZM190 204V205H189ZM196 206L195 204L196 203H193V202H189L187 203L188 208L190 210L189 214H188V221H189V226L191 228V231H192V237L190 239V241L187 243V245L184 247L189 249V246L192 244L193 240L195 239V236H215L216 233H214L213 231L211 230H207V228L204 226V221L203 220H200V217L201 216H204V213L203 211H199L198 208L196 210V208H194L192 205ZM206 204V203H205ZM204 204V206H205ZM4 205V204H3ZM14 205V204H13ZM48 205V203H47ZM116 205V204H115ZM201 205H202V202H201ZM6 206V205H5ZM5 206H2L1 209L5 208ZM26 206V205H25ZM24 206V207H25ZM28 206V205H27ZM83 206V205H82ZM112 206V205H110ZM208 206V205H206ZM248 206V205H247ZM53 207V206H52ZM58 207V206H57ZM78 207V206H76ZM86 207V206H85ZM84 206L82 207L83 209L85 208ZM102 207V206H101ZM36 208V207H35ZM46 209H49V207H45ZM23 209V208H22ZM25 209V208H24ZM24 209L22 212H24ZM38 209V207H37ZM82 209V210H83ZM85 209H88L85 208ZM112 209V208H111ZM215 210H213L212 212V215H222L220 214V209H219V206L217 205V207L215 208ZM245 209V208H244ZM243 209V210H244ZM248 209V208H247ZM5 210V209H4ZM19 210H21V208H19ZM43 210V209H42ZM51 210V209H50ZM78 210V209H77ZM246 210V209H245ZM27 211V210H26ZM44 211V210H43ZM180 211V210H179ZM9 213L11 214L8 210V208H6V213ZM21 211L19 212H16V215H14V217L12 216V219H9V222L10 220L11 221H15L14 219L15 218H18L20 221H21V216L18 217V215L20 214ZM36 212V211H35ZM45 212V211H44ZM49 212V211H48ZM46 211L45 215L48 213ZM81 212V211H80ZM84 212V211H83ZM82 212V213H83ZM216 212V213H215ZM18 213V214H17ZM27 213V212H26ZM57 213V211H56ZM55 213V214H56ZM68 212H66V215H67ZM76 213V212H75ZM92 213V212H91ZM246 213L245 215H247V212H244ZM243 213V214H244ZM250 213V212H249ZM248 213V214H249ZM8 214V215H9ZM15 214V212L13 213ZM37 214V213H36ZM58 214V213H57ZM95 214V213H94ZM7 215V214H6ZM41 214H39L40 216ZM76 215V214H75ZM84 215V213H83ZM201 215V216H200ZM35 216V215H34ZM38 216V215H37ZM60 216V215H58ZM70 215H68L69 217ZM93 216V215H92ZM206 216H209V215H206ZM244 216V215H243ZM249 216V215H248ZM27 217V216H26ZM31 217V215H30ZM42 217V215H41ZM67 217V216H66ZM94 217V216H93ZM225 217V216H224ZM11 218V217H10ZM28 218V217H27ZM36 218V217H35ZM50 218V216H49ZM17 219V220H18ZM29 219V218H28ZM43 220V219H42ZM77 220V219H76ZM28 221V220H27ZM68 221V220H66ZM75 221V220H73ZM49 222V221H48ZM183 223V222H182ZM187 223V222H186ZM209 223V222H208ZM213 223V222H212ZM19 225V224H18ZM8 226V225H7ZM17 226V225H16ZM16 226H12L9 228V232H8V235L11 236V233L13 232V230H18L20 229L19 226L18 229L16 228ZM21 226V225H20ZM23 227V226H21ZM34 228V226H32ZM23 229V228H22ZM25 229V227H24ZM27 229H30V228H27ZM176 229V228H175ZM174 229V230H175ZM21 230V229H20ZM34 230V229H33ZM38 230V229H37ZM263 230V229H262ZM30 231H32V229H30ZM34 232V231H33ZM40 232V231H39ZM132 233H135V230L132 231ZM6 234V233H5ZM32 233V236L34 235H38V233ZM87 234V233H86ZM79 235V234H78ZM132 235V234H131ZM172 235V233H171ZM28 236V235H27ZM260 236H264V233L262 232V234ZM5 237V236H4ZM90 238V237H89ZM132 239V236L130 237ZM210 238V237H209ZM20 239V238H19ZM35 239H37V237H35ZM34 239V240H35ZM124 239V238H123ZM126 239V238H125ZM125 239H124V243H125ZM33 240V241H34ZM98 240V239H97ZM22 241V240H21ZM170 241V240H169ZM263 241V240H262ZM39 242V241H38ZM89 242V241H88ZM92 242V241H91ZM1 243V242H0ZM25 243V242H24ZM21 244V243H20ZM96 244V243H95ZM190 244V245H189ZM111 245V244H110ZM132 245V243H131ZM207 245V244H205ZM13 246V245H12ZM33 246V244H32ZM128 246V245H127ZM194 246V244H193ZM23 247V245H22ZM34 247V246H33ZM209 246H204V250H205V253H210V254H213L211 252H208V251H211L208 249ZM97 248V247H96ZM202 248V247H201ZM184 249L182 248V250L184 251ZM97 250V249H96ZM104 250V249H103ZM181 249H178V250H173V256H171L172 260L173 259H177L179 257V254L180 252H182ZM208 250V251H207ZM95 251V250H94ZM123 251V250H122ZM193 251V250H192ZM190 251V252H192ZM30 255V252H29V249L25 247L24 249V258L28 257ZM79 256V255H78ZM104 256V255H103ZM118 256V253L115 252L113 253V258L114 257H117ZM120 256V255H119ZM77 257V256H76ZM4 258V257H2ZM98 258H99V255H98ZM97 258V259H98ZM78 259V258H77ZM80 259V258H79ZM94 259V258H93ZM91 260V259H90ZM95 260V259H94ZM103 260V259H102ZM172 260H169L167 263L170 264V262ZM182 260V259H181ZM76 261V260H75ZM261 261V260H260ZM116 260L114 261V264H115ZM135 262V261H134ZM180 262V260H179ZM256 262V261H255ZM5 263V262H4ZM93 263V261L91 262ZM105 263V262H104ZM173 263V262H171ZM260 263V262H259ZM78 264V263H77ZM84 264V263H83ZM95 264V263H94ZM106 264V263H105ZM258 264V263H257ZM264 264V263H263Z\"/></svg>",
    "mask_w": 264,
    "mask_h": 264
},
{
    "label": "water",
    "instance_id": "95a60500",
    "mask_svg": "<svg viewBox=\"0 0 264 264\" xmlns=\"http://www.w3.org/2000/svg\"><path fill=\"white\" fill-rule=\"evenodd\" d=\"M192 237V231L188 223L179 224L172 233L169 247L173 250L184 248Z\"/></svg>",
    "mask_w": 264,
    "mask_h": 264
}]
</instances>
